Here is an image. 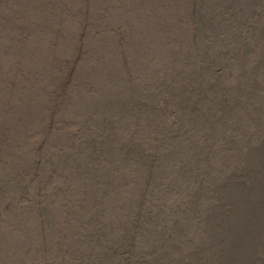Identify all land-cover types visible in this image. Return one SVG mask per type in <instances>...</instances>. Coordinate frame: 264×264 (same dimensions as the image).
Segmentation results:
<instances>
[{
  "label": "rangeland",
  "instance_id": "374dc122",
  "mask_svg": "<svg viewBox=\"0 0 264 264\" xmlns=\"http://www.w3.org/2000/svg\"><path fill=\"white\" fill-rule=\"evenodd\" d=\"M185 3L108 7V23L96 2L75 13L67 98L3 150L0 237L14 222L24 254L7 238L0 264H264V0ZM136 20L156 34L131 56Z\"/></svg>",
  "mask_w": 264,
  "mask_h": 264
},
{
  "label": "bare ground",
  "instance_id": "6f19581e",
  "mask_svg": "<svg viewBox=\"0 0 264 264\" xmlns=\"http://www.w3.org/2000/svg\"><path fill=\"white\" fill-rule=\"evenodd\" d=\"M9 2L10 0H0V11L6 14V17L0 20V26H4L0 29V162L6 153L3 150L12 148L13 143L18 142L15 133L17 138L25 142L33 141L44 131L43 128L48 126L51 116L50 108L54 107V102H58L59 105L65 101L63 97L65 91L59 93L56 87L64 85L63 81L71 75L76 58L75 49H78V40L72 39L67 30H72L79 25L75 19V13L81 18L87 9V3L96 2L99 3L96 5L97 11L102 13L100 17L104 16L107 23L109 19L105 10L108 7L122 6L124 12L132 10V18H134L136 13L132 7L137 0H129L120 6L113 4L114 0H38V5L29 6L28 10L20 15L16 10L7 6ZM176 2L185 3V0H176ZM155 5L156 3L153 7ZM174 9L179 13V7ZM169 11L170 8L165 6L157 8L160 16ZM28 15H30L29 18L20 23ZM33 17L37 20L30 19ZM136 25L140 31L137 33L136 41L129 47L131 56L148 52L153 42L149 41V44H145L144 38L156 34L155 30H146V27H143L137 20ZM30 30L34 38L32 40L26 38V40L24 36L30 33ZM91 53L93 55L88 50V58L97 61L96 54ZM112 53L113 50H108L103 60L108 61ZM113 63L120 64V60L116 59ZM105 68L110 71L114 70L113 64L105 65ZM99 71L102 78H110L108 72V76L103 74L102 64L99 65ZM99 75L97 76L100 77ZM82 81L86 79L82 77ZM71 84V93L76 98L88 90V83L72 81ZM46 96H52L51 100ZM12 217L14 218L13 215ZM6 222V234L0 237L2 244L0 255L7 238L11 244V252L24 254V251L18 247V241L13 234L14 222ZM2 255L5 256V253Z\"/></svg>",
  "mask_w": 264,
  "mask_h": 264
}]
</instances>
